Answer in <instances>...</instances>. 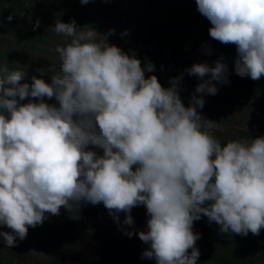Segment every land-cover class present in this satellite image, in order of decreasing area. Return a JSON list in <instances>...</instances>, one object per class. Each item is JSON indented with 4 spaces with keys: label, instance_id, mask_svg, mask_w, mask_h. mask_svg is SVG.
Masks as SVG:
<instances>
[{
    "label": "clouds",
    "instance_id": "obj_1",
    "mask_svg": "<svg viewBox=\"0 0 264 264\" xmlns=\"http://www.w3.org/2000/svg\"><path fill=\"white\" fill-rule=\"evenodd\" d=\"M195 3L210 21L209 36L235 45V73L252 80L264 75V0ZM51 28L70 41L56 46L60 70L49 81L41 72L29 83L25 71L0 65V225L11 230L0 229V237L6 247L61 206L77 218L82 202H102L114 220L123 211L128 226L130 209L143 204L147 230L137 235L149 247L141 255L156 264H196L200 234L192 225L201 214L222 233L264 228V135L221 144L212 134L218 122L197 111L203 96L182 103L183 73L162 87L155 74L145 76L151 62L141 67L139 58L94 28H78L75 20ZM184 71L208 74L195 93L214 95L213 81L228 82L222 59ZM53 97L56 103L43 99Z\"/></svg>",
    "mask_w": 264,
    "mask_h": 264
},
{
    "label": "rangeland",
    "instance_id": "obj_2",
    "mask_svg": "<svg viewBox=\"0 0 264 264\" xmlns=\"http://www.w3.org/2000/svg\"><path fill=\"white\" fill-rule=\"evenodd\" d=\"M27 1L26 9L20 13L21 26L33 25L39 21V24L44 26L48 33L39 42L29 44L2 33L4 39L0 38V65L7 63L4 65L10 66L11 70L25 71L24 81L29 83L33 75L40 76L43 72V79L47 82L51 75L60 70V59L59 54L55 51L56 46H64L70 41L69 37L55 33L51 27L58 20L69 22L70 19L59 17V0ZM186 1L188 0H87L82 4L81 0H71V3L76 6L75 11L79 19L75 22L78 28L92 27L98 33L105 34L110 44H115L122 51L139 58L141 67L146 61L151 62L154 68L151 73L146 71L145 76L155 74L162 87H168L170 78L181 74L183 69L181 66L187 68L193 63L199 62H207L209 66H213L215 60L222 59L228 67V82L213 81V83L217 86L216 93L226 95L229 99L211 102L210 109L207 107V113H202L199 109L197 111L203 118L218 122L219 127L213 130L223 143L229 139L251 140L264 135L258 121V113L255 107L249 105L252 103L254 105L263 104L264 94L255 92L250 100H246L242 98L243 92L232 78L236 47L232 50V57H228L219 41L209 36L208 30L196 26L184 37L175 38L169 35L168 50H171L179 42H183V50H187L178 56L179 70L178 65L171 58L152 54L161 43L155 27L164 25L167 28L187 30V24L182 19L183 12L187 11ZM125 29H127L126 32ZM97 38L99 39V34ZM2 55L5 58H1ZM8 57L10 59L7 61ZM207 75L199 78L206 79ZM261 78H264V75ZM193 89L189 81L182 75L178 82V93L185 106L188 105L191 95L194 94ZM28 99L29 97H25L20 102L26 103ZM31 99L35 100V98ZM43 99L47 103H56L54 97ZM96 151L101 150L96 149ZM87 203L98 210V216L86 215L82 211V206L75 219L70 218L69 212L63 206L58 214L49 216V220H55L57 223L58 241L62 244L63 250L58 252L53 246L41 247L33 239H26L27 237L19 239L16 246L6 247L3 238L0 237V264H89L96 247V233L107 236L109 256H120L121 264H156L154 258L142 257V252L149 245L141 241L138 235L137 237L134 235L137 224L138 231L147 230L146 221L149 214L144 206L141 208L138 204L130 209L129 214L133 218V224L128 226L122 224L125 216L123 211L119 212L117 219L114 220L102 202L95 205ZM201 217L206 216L201 214ZM0 229L11 231L3 225H0ZM123 229L131 230L132 235L128 236ZM249 233L256 241V249L248 251L241 257V260L245 264H264V228H261L258 234ZM231 235L240 236L236 233H231ZM197 248L200 255L196 264H216L210 261L209 255H213L210 248L205 245ZM188 251L190 252L191 249Z\"/></svg>",
    "mask_w": 264,
    "mask_h": 264
},
{
    "label": "trees",
    "instance_id": "obj_3",
    "mask_svg": "<svg viewBox=\"0 0 264 264\" xmlns=\"http://www.w3.org/2000/svg\"><path fill=\"white\" fill-rule=\"evenodd\" d=\"M33 1L36 2L37 0ZM186 3L187 11L183 12L182 19H184L187 24V30L184 31L180 29L177 30L174 28H167L164 25L155 27V30L160 36L161 43L154 49L152 54L171 58L178 65V70L180 69L178 56L183 54L187 50H183V42H179L177 45L173 46L171 50H168L169 35L175 38H181L186 36L188 32L196 26L202 27L206 31L211 26L210 21H208L206 17H204L197 11L195 0H188L186 1ZM26 4H28L27 0H0V38L4 39V35H10L29 44L39 42L44 36L47 35L48 32L46 28L40 24L35 28H33V25L21 26L20 13L21 11L26 9ZM58 8L59 17H63L66 19L68 18L70 20L79 19L77 12L75 11L76 6L71 3V0H59ZM9 14L12 15L11 20L6 19ZM219 43L222 49L225 50V52L228 54L227 56L232 57V50L235 45L231 43ZM1 58H5V56L2 55ZM9 59V57L6 58L7 61ZM60 64L61 61H59V67ZM181 67L183 68L181 73H183L185 78L189 81L190 85L194 88V94L203 96V106L198 108L202 113H205L207 111V107L208 109H210L209 104L211 102L225 101L229 99L226 95H220L218 93H215L214 95L206 93H195V86L201 82V79L194 74L189 75L184 71L185 67ZM7 68L11 70L10 66H8ZM232 78L238 88L243 92L242 98L250 100L251 96L255 92L264 94V78L260 77L258 80H252L247 75L243 77L237 75L235 71L232 72ZM249 105L255 107V110L257 111L259 117L258 121L260 122V128L262 131H264V103H258L257 105H254V103H252ZM212 134L218 140H220L221 144H223L222 139L218 137L214 130H212ZM139 205L141 208H143L144 206L143 204ZM81 206L83 207L82 211L86 215L90 217L98 216V210L94 209L91 205H89V203L82 202ZM45 215L46 218L42 223L36 225L35 227H28V231L25 237H27L26 239L28 240L33 239L41 247L53 246L56 251L60 252V250H63V246L58 241V231H56L57 223L55 222V220H49V216L51 214L46 213ZM137 226L134 231L135 237H137ZM192 230L194 233L198 232L200 234L199 239H197V241L195 242V246L199 247L201 245H205L210 248V251L213 254L211 256L209 255L210 261L215 262L216 264H245V262L241 260V257L248 251L256 249V241L250 233H248L247 235L240 234V236H232L231 233H222L219 231V225L214 221L209 222L207 217H201L199 220L193 221ZM95 238L96 247L93 254L91 255L89 264H121L122 258L120 256H109V242L107 236L96 233ZM16 239V244H18L19 238L17 237ZM16 244L14 245L16 246Z\"/></svg>",
    "mask_w": 264,
    "mask_h": 264
}]
</instances>
